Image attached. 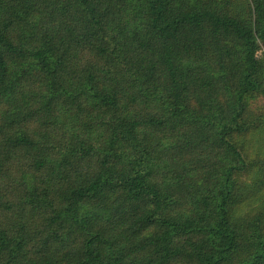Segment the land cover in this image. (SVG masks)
<instances>
[{
  "label": "trees",
  "instance_id": "trees-1",
  "mask_svg": "<svg viewBox=\"0 0 264 264\" xmlns=\"http://www.w3.org/2000/svg\"><path fill=\"white\" fill-rule=\"evenodd\" d=\"M264 0H0V264H264Z\"/></svg>",
  "mask_w": 264,
  "mask_h": 264
},
{
  "label": "rangeland",
  "instance_id": "rangeland-1",
  "mask_svg": "<svg viewBox=\"0 0 264 264\" xmlns=\"http://www.w3.org/2000/svg\"><path fill=\"white\" fill-rule=\"evenodd\" d=\"M264 106V97H259L258 99L254 100L251 104V107L255 109V107ZM264 117V112L261 114Z\"/></svg>",
  "mask_w": 264,
  "mask_h": 264
}]
</instances>
